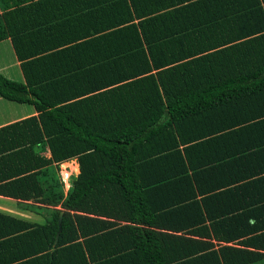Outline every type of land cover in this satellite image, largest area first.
Masks as SVG:
<instances>
[{
	"label": "trees",
	"instance_id": "16d2710c",
	"mask_svg": "<svg viewBox=\"0 0 264 264\" xmlns=\"http://www.w3.org/2000/svg\"><path fill=\"white\" fill-rule=\"evenodd\" d=\"M0 5L23 75L0 97L37 113L0 127V195L46 211L0 214L9 260L264 259V0ZM71 159L64 192L46 180Z\"/></svg>",
	"mask_w": 264,
	"mask_h": 264
},
{
	"label": "crops",
	"instance_id": "0c3cea01",
	"mask_svg": "<svg viewBox=\"0 0 264 264\" xmlns=\"http://www.w3.org/2000/svg\"><path fill=\"white\" fill-rule=\"evenodd\" d=\"M2 14V8L0 5V15ZM6 42L7 46L10 45L11 49H12V53L15 57L11 42L9 39H6L4 41H1V43ZM16 60V66L19 67V62L17 61L16 57L14 58ZM20 68V67H19ZM21 71V70H20ZM3 69L0 68V73L2 74ZM16 77H19V74L16 75ZM20 81H23V75L22 72L20 73ZM3 101H6L4 99H2L0 97V107L3 105ZM12 103V102H10ZM15 104V105H14ZM8 108L10 107V110L14 113L9 114V112L4 113V114H0V127L6 126L10 123L16 122V121H21L23 119H26L28 117L31 116H36L37 113L34 111L33 107L25 105V104H16V103H12V104H7ZM49 155L47 154L46 157H48ZM7 204L8 207H0V214L20 220V221H24V222H28V223H36V224H42L45 221V215H46V211H42L37 212V211H33L29 206H35L33 204L32 201H25V200H21V199H16V198H10V197H6V196H2L0 195V204ZM39 205V204H37ZM36 205V206H37ZM30 214L32 215H37V216H43L44 220L42 222H37V221H32V219L30 218ZM10 230L9 227H5L3 229H1V231H8ZM14 236V235H12ZM12 236H6L2 240H8L10 239V237ZM9 247V246H8ZM18 262L16 261H12L9 260V256H8V249H0V264H17ZM255 264H264V259H262L261 261H258Z\"/></svg>",
	"mask_w": 264,
	"mask_h": 264
},
{
	"label": "rangeland",
	"instance_id": "374dc122",
	"mask_svg": "<svg viewBox=\"0 0 264 264\" xmlns=\"http://www.w3.org/2000/svg\"><path fill=\"white\" fill-rule=\"evenodd\" d=\"M14 58L15 57L12 53V49L10 45L7 46L6 42L1 43L0 44V68L3 69L2 74L10 80L20 81L21 71H20V68L16 66V63H15L16 60ZM17 74H19L18 78L16 77ZM2 104L3 105L0 107V114H4L7 112H9V114L14 113L10 110V107L9 108L7 107L8 106L7 104H12V103L8 101H3ZM75 166L77 167L76 169H75ZM77 170L79 171L77 160L71 159L67 162H64V164L61 163L59 165L57 172L55 171V169H51L46 181L48 183H50L49 180L53 182H58V186L62 185L63 191L66 192L67 187H65L64 182L68 181V184H70L71 180L75 178V176H77V174L79 173V172L76 173ZM33 205L36 206L37 204H33ZM0 207H8V205L4 203V204H0ZM30 218L32 219V221H37V222H42L44 220L43 216L41 217V216L32 215V214H30Z\"/></svg>",
	"mask_w": 264,
	"mask_h": 264
},
{
	"label": "water",
	"instance_id": "95a60500",
	"mask_svg": "<svg viewBox=\"0 0 264 264\" xmlns=\"http://www.w3.org/2000/svg\"><path fill=\"white\" fill-rule=\"evenodd\" d=\"M62 216H63V213H60V214H59V218H58L59 232H60V230H61Z\"/></svg>",
	"mask_w": 264,
	"mask_h": 264
},
{
	"label": "clouds",
	"instance_id": "9594fccd",
	"mask_svg": "<svg viewBox=\"0 0 264 264\" xmlns=\"http://www.w3.org/2000/svg\"><path fill=\"white\" fill-rule=\"evenodd\" d=\"M79 172V171H78ZM68 179V178H67ZM65 183V187H67L66 188V190L69 188V184H68V181H66V182H64Z\"/></svg>",
	"mask_w": 264,
	"mask_h": 264
}]
</instances>
